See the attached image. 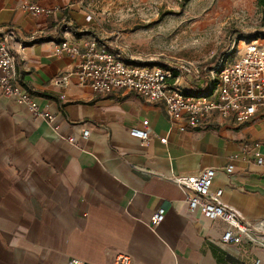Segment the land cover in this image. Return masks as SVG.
<instances>
[{
    "label": "crops",
    "instance_id": "crops-1",
    "mask_svg": "<svg viewBox=\"0 0 264 264\" xmlns=\"http://www.w3.org/2000/svg\"><path fill=\"white\" fill-rule=\"evenodd\" d=\"M25 2L46 11L24 13ZM85 2L0 0V32H16L21 84L54 115L38 116L0 90V264H113L119 252L137 264H264V233L260 242L224 241L228 223L191 210L171 178L215 167L211 190L222 187V201L245 220L264 218V112L244 122L214 112L181 130L162 101L99 94L75 78L55 83L79 61L55 47L91 38ZM144 118L147 140L130 133ZM159 206L165 218L151 225Z\"/></svg>",
    "mask_w": 264,
    "mask_h": 264
},
{
    "label": "built area",
    "instance_id": "built-area-1",
    "mask_svg": "<svg viewBox=\"0 0 264 264\" xmlns=\"http://www.w3.org/2000/svg\"><path fill=\"white\" fill-rule=\"evenodd\" d=\"M21 10L30 15L46 11L33 2H25ZM15 39L16 32L12 28L0 32V90L4 96L16 98L34 114L52 120L54 115L47 109H41L36 97L21 84L12 45ZM55 53H68L79 60L76 68L54 77L55 83L67 86L75 78L79 85L90 86L99 94L134 91L148 101H162L171 118L182 121L179 125L181 130L205 124L207 117L214 112L224 117L231 116L237 122L247 121L254 114L264 112V43L258 39L247 42L240 56L231 63L211 69L206 84H202L204 91L199 94L187 92L179 82L181 72L198 73L193 67L187 64L155 65L135 56L126 58L96 38L82 43L62 41L55 47ZM175 70L178 75L174 74ZM88 133L89 130L84 129V136ZM130 133L142 140L149 139V119H143V126H132ZM160 139L166 141L167 136ZM257 155V161L262 163L263 156L259 151ZM226 169L233 171L234 164L229 163ZM215 174V167H206L196 174H176L171 178L185 191L191 210L200 209L205 216L220 217L228 223L222 233L224 241L238 243L247 238L260 242L258 234L264 233V218L245 220L237 209L224 203L221 198L223 188L211 190ZM165 215L166 209L159 206L151 216V225L160 223ZM68 264H86V261L74 257ZM113 264L137 263L130 253L119 252Z\"/></svg>",
    "mask_w": 264,
    "mask_h": 264
},
{
    "label": "rangeland",
    "instance_id": "rangeland-1",
    "mask_svg": "<svg viewBox=\"0 0 264 264\" xmlns=\"http://www.w3.org/2000/svg\"><path fill=\"white\" fill-rule=\"evenodd\" d=\"M85 6L91 38L126 58L187 64L198 73L181 72L179 82L197 88L247 42L264 43L260 0H86Z\"/></svg>",
    "mask_w": 264,
    "mask_h": 264
},
{
    "label": "trees",
    "instance_id": "trees-1",
    "mask_svg": "<svg viewBox=\"0 0 264 264\" xmlns=\"http://www.w3.org/2000/svg\"><path fill=\"white\" fill-rule=\"evenodd\" d=\"M261 4L264 5V0H260ZM175 75H178L179 72L175 70L174 72ZM187 92L189 93H195V94H199V93H203V89L201 88L200 90H193V91H189V90H186Z\"/></svg>",
    "mask_w": 264,
    "mask_h": 264
}]
</instances>
